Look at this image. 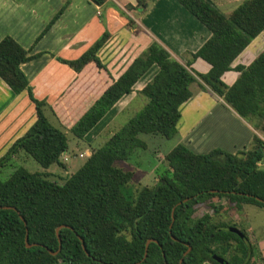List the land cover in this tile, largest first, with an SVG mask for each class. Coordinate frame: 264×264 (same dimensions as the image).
Masks as SVG:
<instances>
[{"label": "trees", "instance_id": "trees-1", "mask_svg": "<svg viewBox=\"0 0 264 264\" xmlns=\"http://www.w3.org/2000/svg\"><path fill=\"white\" fill-rule=\"evenodd\" d=\"M91 1L98 6L106 2ZM176 1L210 32L209 39L196 52L186 53L184 62L153 41L69 129L50 105L31 93L21 65L33 57L9 36L0 41V79L16 95L27 90L36 112L34 124L0 157V174L13 168L0 180V264H135L150 239L155 242L140 264H179L182 258V264H218L212 255L229 264H254L247 234L240 230L242 239L230 231L235 224L217 220L224 206L214 199H226L228 212L244 205L264 208V166H259L264 143L257 135L246 151L236 154L221 149L196 154L178 143L165 155L170 175L136 191L130 187L133 173L115 166L128 161L135 150L147 148L140 135L178 137L180 106L191 98L193 83L220 98L256 132L264 129V50L248 66L235 68L239 76L232 86L221 80L264 30V0H242L229 15L211 0ZM151 2L136 0L134 7L126 8L143 14ZM126 18L128 26H134ZM108 38L104 32L79 58L58 61L76 73L93 62L110 76L97 57ZM198 58L210 65L206 74L191 68ZM153 65L157 73L139 92L145 99L142 108L104 141L90 145V156L62 183L49 181L52 175L47 172L15 167V159L24 155L42 170L52 165L65 169L60 157L68 149L67 135L82 140ZM200 208L211 213L196 217ZM26 233L28 242L37 246L25 247ZM59 240L58 254H49L57 251Z\"/></svg>", "mask_w": 264, "mask_h": 264}, {"label": "crops", "instance_id": "crops-1", "mask_svg": "<svg viewBox=\"0 0 264 264\" xmlns=\"http://www.w3.org/2000/svg\"><path fill=\"white\" fill-rule=\"evenodd\" d=\"M229 1L232 2L211 0L220 12L227 10V15L242 0H234V3L238 2L235 6ZM128 5L134 7L136 0H106L101 6L91 0H0V41L9 36L33 57L21 65L31 93L35 99L52 107L66 129L74 125L112 80H117L153 41L184 62L186 53L196 52L210 37V32L176 0H152L143 14L127 10ZM60 11L56 21L42 34ZM123 12L134 21V26H128ZM104 32L109 38L98 50L97 57L110 76L93 62L76 73L58 61L79 58ZM263 50L264 30L235 58L231 70L221 76L222 82L232 86L239 76L235 68L248 66ZM191 68L206 74L210 65L198 58ZM157 71V66L153 65L134 84L132 92L124 95L82 140L73 138L77 151L67 149L61 155L60 161L66 165L63 170H67L70 157L77 154L79 158L90 156V145L98 142L110 125L142 97L139 92ZM190 91L191 98L180 106L178 143L196 154H206L214 149L230 154L246 151L254 135L259 134L198 83H193ZM144 103L145 99L140 100L137 108H142ZM35 121V107L27 90L16 95L0 79V157ZM78 143L89 148L80 149ZM259 246L264 262V249Z\"/></svg>", "mask_w": 264, "mask_h": 264}, {"label": "rangeland", "instance_id": "rangeland-1", "mask_svg": "<svg viewBox=\"0 0 264 264\" xmlns=\"http://www.w3.org/2000/svg\"><path fill=\"white\" fill-rule=\"evenodd\" d=\"M237 3L238 2L234 3V0H232L231 5L235 6ZM222 13L227 15L228 11L226 10L225 12L224 10ZM142 99L144 98L141 97L140 99H137L135 103L129 106L127 110L110 125V129L106 130L99 140L104 141L109 133L118 130L124 125L129 117L131 118L136 112H138L141 108L137 107L139 105V101ZM51 121L52 124L56 125L54 120ZM256 133L264 136V129L258 130ZM67 137L68 151H77L76 141L70 134H68ZM140 138L146 142L147 148L144 150L137 149L133 152L128 161L118 162L115 164L116 167L122 168L125 171H131L133 173L130 187L135 191L144 187H152L157 183L161 176L170 175L167 161L165 160V155L176 144H178V138L165 139L160 136L151 135H140ZM79 146L80 149L89 148L85 144H83V146L79 144ZM86 159L87 158H79L78 154L75 157H70L67 170H63L62 168H58L56 165H52L47 170V172L53 174L52 177L49 178V181H57L62 183L65 178L75 173L84 164ZM18 165H22L27 171L31 173L42 171V168L33 159L30 157L27 159L24 155H19V157L15 159V167ZM12 170V167L7 168L3 173H1L0 180H5ZM214 202L224 206L222 214L217 217V220L223 221L224 223L235 224L239 230L244 231L247 234L249 242L254 247L255 255L253 257L252 263L264 264L260 258L261 253L259 254V245H261V249H264V208L245 205L242 206L239 211L234 210L228 212L226 210V199L218 200L215 198ZM209 212L210 211L206 208H200L195 215L196 217H200L203 214ZM233 245L236 246V243H233Z\"/></svg>", "mask_w": 264, "mask_h": 264}, {"label": "water", "instance_id": "water-1", "mask_svg": "<svg viewBox=\"0 0 264 264\" xmlns=\"http://www.w3.org/2000/svg\"><path fill=\"white\" fill-rule=\"evenodd\" d=\"M185 201H187V200H184V202H185ZM258 201L261 202V200H259V199H258ZM179 204H181V202L178 203L177 205H179ZM177 205L174 206V208L172 209V214H173V211H174L175 207H177ZM62 227H64V226L58 227V228L56 229L57 238H59L58 231H59L60 228H62ZM230 231H231L232 233H235L236 235H238L240 238H242V239L244 238V234H243L240 230H238L237 228H230ZM80 241H81V244H82L83 251L86 253V255H88V253H87V251H86V249H85V247H84L83 241H82V240H80ZM152 242H155V241L150 239V240H148V241L146 242V244H145V250H144V254H143L142 260L139 261V262H137V263H135V264H140L141 262H143V261L146 259V257H147V247H148V245H149L150 243H152ZM24 243H25V247L28 248V249L37 246L36 244H30V243L28 242V234H27V233L25 234ZM60 249H61V243H60V240H59V245H58V249H57V251H56V252H52V251L48 250V253L51 254V255H56V254H58V252L60 251ZM190 250H191V248L188 247V248H187V251L183 254V256H186L187 253H188ZM212 258H213L214 261H215L216 263H218V264H229L225 259H223L222 257H219V256H217V255H212ZM182 262H183V258L179 260V264H182Z\"/></svg>", "mask_w": 264, "mask_h": 264}, {"label": "built area", "instance_id": "built-area-1", "mask_svg": "<svg viewBox=\"0 0 264 264\" xmlns=\"http://www.w3.org/2000/svg\"><path fill=\"white\" fill-rule=\"evenodd\" d=\"M259 139L264 143V136L262 135H258ZM259 166H264V158L262 159V161L259 163Z\"/></svg>", "mask_w": 264, "mask_h": 264}]
</instances>
